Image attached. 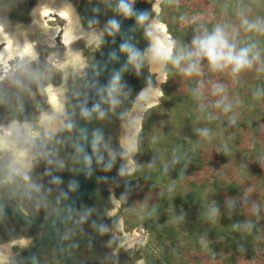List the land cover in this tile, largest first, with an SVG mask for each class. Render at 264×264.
I'll use <instances>...</instances> for the list:
<instances>
[{
    "label": "trees",
    "instance_id": "obj_1",
    "mask_svg": "<svg viewBox=\"0 0 264 264\" xmlns=\"http://www.w3.org/2000/svg\"><path fill=\"white\" fill-rule=\"evenodd\" d=\"M72 1L81 8L80 0ZM88 1L94 8L81 11L84 26L92 28L99 7L112 10L119 20L125 0ZM210 3V18L183 25L192 17L186 4L161 2L158 19L173 41L162 96L143 115L136 171L127 174L118 164H110L118 170L108 177L123 201L125 231L148 233V242L140 250L144 264H264V0ZM151 12L149 6L123 71L101 93L94 123L98 109L115 105L133 75L147 70L142 55L148 40L141 49L140 44ZM201 34L215 49L216 41L221 42L222 53L207 58L202 76H188L200 63L194 39ZM61 80L62 71L46 53L1 80L0 125L38 121L49 106L45 88ZM153 83L151 76L147 82L131 85L124 109L114 111L110 119L103 114L105 121H116L118 130L141 87ZM201 87L210 91L202 93ZM110 125L99 132L101 138L110 136ZM97 134L95 179L99 177L93 181V192L103 180ZM115 147L121 149L118 143ZM203 169L212 171V178L191 179ZM253 186L259 195L255 203L247 196ZM95 199L88 194L80 210ZM246 199L243 206L241 200ZM88 245L91 251L98 246L96 241Z\"/></svg>",
    "mask_w": 264,
    "mask_h": 264
},
{
    "label": "flooded vegetation",
    "instance_id": "obj_2",
    "mask_svg": "<svg viewBox=\"0 0 264 264\" xmlns=\"http://www.w3.org/2000/svg\"><path fill=\"white\" fill-rule=\"evenodd\" d=\"M42 1L0 0V12L3 14L2 16L8 19L7 21L12 27L21 23L27 24L36 19L39 11L38 5ZM79 2L81 4L80 9L72 0H69V3L76 10L82 28L86 30L89 28L83 24L82 11L84 8H91V6L94 8V3L91 4L88 0L87 3L86 0ZM91 21H96L103 27L106 37V43L103 46L105 48L118 21V16H115L112 10L108 8L99 7L95 12V18H92ZM48 22L49 25L53 24L52 21L48 20ZM153 35L149 36L147 33L143 35L140 44L141 49L148 40V48L142 55L147 70L138 71L133 75L130 87H127L125 91H120L118 101L114 100L115 105L110 103V108L106 105V110L111 112V115L106 113L109 119L112 118L114 111L124 109L129 96L132 94L131 85L138 86L140 83L147 82L151 76L154 83L157 82L155 73L148 68L149 60L147 57ZM4 46V43L0 42V51ZM93 51L94 55L97 56L98 50L93 49ZM76 67H71L68 74L70 78L62 87L63 107L62 112H59L54 118L55 125L38 133L34 130L28 132L20 128L21 133L14 135L20 138L15 151L2 143L0 144V208L4 206L16 207L23 210L32 219L48 221L58 211L63 199L73 187L77 177L76 170L79 160L77 129L79 99L82 90V79L79 78V72L75 70ZM6 71H10V69H6ZM149 86L151 85L141 87L139 93L134 97L130 110L142 89ZM98 110V114L105 113L104 107L102 110L101 107ZM130 110L129 112H131ZM129 112L127 113L128 116ZM99 117L101 116L99 115ZM99 117L94 123V133H98L96 135L98 138L100 137L99 132H102L105 126L108 124L116 125V121L112 119V121L108 119L105 121L103 117L101 119ZM18 122L16 125L19 127L25 125L24 121ZM10 125L11 121L0 125V136L7 135L8 140L12 136L5 128ZM122 128H118L119 133H116L112 140V148L114 149L117 143L119 148L121 147L119 144L121 138L119 141L118 137L122 135ZM21 151H26L28 156L27 160L20 164L16 159L19 158L18 154ZM96 163L98 164V162ZM103 163H106V160ZM102 172L109 174L107 170ZM110 175L114 176L115 174ZM98 177L97 174L95 180ZM95 188L97 192L91 193L96 198L91 203L92 205L80 210L81 204L73 218L62 230L61 239L67 252L76 264H136V259L142 256V252L140 250L124 251L120 248L119 239L122 234L119 231L123 232V227L118 222L119 215L112 211L117 199L112 195V190L103 186L102 183H98ZM86 198L83 202L86 201ZM43 233L44 229L28 224L18 215L5 209L0 211V248L10 244L6 254L0 253V264H29L27 254ZM93 241H96L98 246L96 250L91 251L92 247L88 244ZM114 250L117 253L114 254ZM131 252L133 253L132 256ZM36 264L66 263L60 257L52 240H48L37 253Z\"/></svg>",
    "mask_w": 264,
    "mask_h": 264
},
{
    "label": "water",
    "instance_id": "obj_3",
    "mask_svg": "<svg viewBox=\"0 0 264 264\" xmlns=\"http://www.w3.org/2000/svg\"><path fill=\"white\" fill-rule=\"evenodd\" d=\"M152 2L153 0L124 1V6L113 36L111 37L105 48H103L97 54L86 74V78L84 80L79 99L77 129V147L79 160L78 167L76 170L77 177L73 187L63 199L58 211L50 220L41 221L32 219L23 210L16 207L4 206L0 208V211L4 209L8 210L18 215L22 220H24L28 224L44 229V233L32 245L29 253L27 254L29 264H36L37 253L39 252L40 248L44 245V243H46L48 240H52L57 252L66 264H76L63 244V241L61 239V233L66 224L73 218L74 213L76 212L78 207L83 203L88 194H91L93 192L92 185L95 179L96 170L94 119L96 115L97 104L103 90H105V88L113 80H115V78L123 71L135 47L141 28L143 26L144 18ZM153 9L159 12L161 11V7L158 5V3L154 5ZM74 15L78 32H80V30L84 29L81 26L77 14ZM77 48L78 47L76 45L75 50ZM152 51L153 47L150 48V51L147 53V57L149 60L150 68H152V70H156V68L153 67L152 64ZM48 57L50 61L53 62V60L50 58L49 53ZM79 60H81V58H79ZM29 61L31 60L26 61L24 65H26ZM73 66H69L66 69L61 67L63 70L64 83L66 82L71 67ZM49 86L58 87L62 89V86H55L50 84L47 87ZM147 88L150 87H146V89ZM144 91H142L140 95L137 96L130 110L131 112H129V116L125 120L124 126L122 128V139L120 141V144L121 150L126 154L131 153V151H129L125 146V141L127 140L128 136L131 135V132L135 133L133 136H131V138L134 140L135 144L134 151L137 150V143L135 137L138 135V131L142 129V124L140 122V129L138 131H135L133 129L131 131V128H129V123L134 117L137 99L139 98V96H141V94H143ZM158 93L162 94V92L160 91H158ZM155 105V100L150 105H147L146 103L145 106H142V109L140 111L143 112L144 109L146 111L154 107ZM50 106L47 109L43 110L42 117L39 121H24V123L41 122L45 112L50 108ZM12 123L18 124L19 122L17 120H13L11 121V124ZM120 168L122 169V166H120Z\"/></svg>",
    "mask_w": 264,
    "mask_h": 264
},
{
    "label": "rangeland",
    "instance_id": "obj_4",
    "mask_svg": "<svg viewBox=\"0 0 264 264\" xmlns=\"http://www.w3.org/2000/svg\"><path fill=\"white\" fill-rule=\"evenodd\" d=\"M43 1H45V0H43ZM62 1L66 2V4H68V6L72 9V12L74 14H77L76 10L74 8H72L71 3H69V0H62ZM162 1L163 0H159V1L153 0V2L151 4L152 16H151V18L148 22V26H147V34L149 36L153 35L152 32H153L154 23L156 21L161 22L158 19V14L160 12L154 10L153 8H154V5L156 3H158V5L161 7ZM179 1L184 2L186 4L190 14H192V17L190 19L184 21L183 25H186L187 22L190 25H193L196 20H204V19L211 17L212 8H211L210 0H179ZM86 9L88 10V8H86ZM37 17H38V13H37ZM93 18H95V14H94ZM46 19H47V24L49 25L50 23L48 22V18H46ZM33 21L34 20L30 21V23H27V24H22V23L17 24L15 27H22L24 30H28L30 28V26H32ZM52 22H53V24H51L49 26H53L55 24H60V25L64 26L66 24V21L64 19H61V21L59 19H57L55 22L54 21H52ZM96 29H97V31H96ZM63 34H64V32L59 34L57 41L63 47L62 51H65V50H67V46H66V44H64V42L62 40ZM77 35H78V39L76 41V45L78 48L75 50L74 54L79 56V58H81V60L78 63L75 70H76V72H79V78L83 79L86 76V74L89 70V67L92 65V62L96 57V54L94 55L93 49H97L98 52H100L104 48L103 46L106 43V37H105V31L100 24H96L92 28H89L86 30H80V32H78ZM199 37L200 38L194 39V48H195L196 54L198 55L197 58L200 61V63L197 67H194V69H190V71L187 72L188 74H186V75H188V76H193V75H196L198 77L202 76V74L206 71V69L204 68V65L207 62V58L210 56H214V55H220L222 53V45L220 44L221 42L216 41L218 48L215 49L214 47H212L210 45L209 41L203 37L202 34ZM170 39L172 42V52L170 53V55L164 57V59H163L164 62H163L162 68H160V69L156 68V70H152V68H150V65H148L149 70L151 72L155 73V78L157 79V82L154 83L153 85L149 86L150 88L142 89V91H144V90L146 91V90H150V89L157 90L155 96L153 97V98H155L156 105L159 104L160 97L162 96V94L158 93V91L162 92V84L165 83L167 80V72H166L167 59L173 53V41H172L171 35H170ZM223 43L224 42H222V44ZM152 47H153L152 43H150L149 48H152ZM43 53H46L47 58H48L50 63H52L54 66L58 67L62 71L61 83L59 85H55V86H62L63 87L65 83L63 82V70L61 68V64H59L58 61L54 60V59H52L53 62H51L49 57H48V52L46 50H42L39 53V55L36 56L35 58H33L31 61L39 58L41 56V54H43ZM31 61H29V62H31ZM15 63H16L15 60H10L9 62H7L8 66L6 68L11 70V67ZM23 66H24V64L22 65V67ZM22 67L21 66L20 67L14 66V69L17 70V69L22 68ZM158 71H161V72H158ZM12 73L13 72L10 71L9 73L8 72L4 73L5 75L0 74V81L4 80L7 76L11 75ZM69 78L70 77L68 75L67 79H69ZM49 88L50 87H46L45 90L47 89L46 92H48L47 93L48 102L50 101V103H51ZM201 89H202V93L203 92L205 93L204 90H206L207 92L210 91V89H204V87H201ZM144 92H143V94H144ZM50 103H49V106H50ZM47 108H45V109H47ZM50 108H51V106H50ZM106 109H107V107H105L104 112L108 114V111L106 112ZM144 113H145V109L143 110V112H141V113L138 112V115H136V117L139 118V121L141 122L142 125H143ZM100 116L104 117L103 112L100 113ZM41 117H42V113H41ZM41 117H40V119H41ZM127 118H128V114L126 115V117L121 122L119 129H120V127L122 128L124 126L125 120ZM110 129H111L109 131L110 136L106 135V137L104 136L103 138L99 137V142H98V144L101 148L100 152H99V158H100V162H101L100 174H101V176H103L102 184L105 187L112 190V195H114V197L117 199L112 211H115L116 214L119 215L118 222L121 223V225H122L121 227H123L122 228L123 232H121L122 237L119 239L121 242L120 248L123 249L124 251H126V250H132V251L141 250V248L143 246H145V244L148 242V239H149L148 233L144 229L134 230L131 232L125 231V222H124V218L122 216V212L125 211V208H123V206H122L123 201H122V199L119 198V196L116 195V189H115L114 183H112L109 180L108 174H106L105 172H102V171L107 170V172H112L114 174H117L118 170L113 169V166L110 165L113 162L115 164H118L119 166H122V170L126 171L127 174H133L136 171L137 163L135 161V157L138 153V138H139V134H140L142 129L140 131H138V133H137L138 135L135 137L136 143H137V150L131 151L130 154L124 153L121 149L120 150H116V149L114 150V148H112L113 137H114V135H116L117 131H118L117 133H119V129L116 130L117 125H111ZM263 129H264V126H263ZM134 134H135L134 132H131V135H129L128 138L130 139L131 136H133ZM118 138L120 141V138L122 139V135L119 136ZM128 138H127V140H128ZM104 160H106V163H103ZM107 163H109V164H107ZM212 176H213L212 171H210L208 169H203V170H200V171H197L196 173H194L191 176V179L201 181V180H204L207 178H212ZM255 190H256V188L253 186L250 188V190L248 189V191H247V196L249 198H251V200L254 203L256 202V200L259 197V195L256 193ZM248 199L241 200V203L243 206H246L245 201H247ZM263 201H264V199H263ZM126 234H128V236H126ZM7 245L8 246H4V248L3 247L0 248V253L6 254V250H8L10 247V244H7ZM113 252H114V254L117 253L115 250ZM130 254L132 256L133 253L131 252ZM141 257H138L136 259V264H144L145 263V259L143 257L142 258ZM192 264H194V263H192ZM205 264H210V263H205Z\"/></svg>",
    "mask_w": 264,
    "mask_h": 264
},
{
    "label": "bare ground",
    "instance_id": "obj_5",
    "mask_svg": "<svg viewBox=\"0 0 264 264\" xmlns=\"http://www.w3.org/2000/svg\"><path fill=\"white\" fill-rule=\"evenodd\" d=\"M38 8V17H36L28 30H24L22 27H12L7 21L8 19L2 16L3 14L0 12V42L5 45L0 51V72L1 70L7 72V62L10 60H15V67H20L26 61L35 58L42 50H46L50 58L57 60L64 69L78 65L79 56L74 54L78 39V28L72 9L62 0H45L39 3ZM57 15L61 16L66 21V24L64 26L60 24L49 26L46 18L56 20L55 16ZM62 32H64L62 40L67 46L65 51H62V46L57 41L59 34ZM153 34L152 64L153 67L160 69L163 66L164 57L172 52V42L167 27L162 22L156 21L154 23ZM49 87L52 107L45 112L42 121L39 123H25L23 127H19L14 123L11 124L5 128L11 134V139L8 140L6 138L7 135L0 136V144L2 143L14 150L20 140L19 137L14 135L21 133L20 128L28 132L34 130V132L38 133L55 125L54 118L59 112H62L63 91L58 87ZM156 92L157 90L155 89L146 90L137 99L134 117L129 123L130 125L128 124L131 130L138 131L140 129V121L136 115H138V112L141 113L140 110L146 103L150 105L154 102L155 98L153 97ZM125 146L129 151H134V140L128 138L125 141ZM27 156L28 153L26 151H21L18 154L19 158L16 160L21 164L27 160Z\"/></svg>",
    "mask_w": 264,
    "mask_h": 264
},
{
    "label": "clouds",
    "instance_id": "obj_6",
    "mask_svg": "<svg viewBox=\"0 0 264 264\" xmlns=\"http://www.w3.org/2000/svg\"><path fill=\"white\" fill-rule=\"evenodd\" d=\"M55 18H56V20H57L58 18L63 19V18H61V16H59V15L55 16ZM48 20H49V21H54V22L56 21V20H50V19H48ZM21 67H22V66H21ZM19 69H20V68H19ZM19 69H17V70H19ZM17 70L14 69V67L12 66L10 71H11V72H15V71H17Z\"/></svg>",
    "mask_w": 264,
    "mask_h": 264
},
{
    "label": "built area",
    "instance_id": "obj_7",
    "mask_svg": "<svg viewBox=\"0 0 264 264\" xmlns=\"http://www.w3.org/2000/svg\"><path fill=\"white\" fill-rule=\"evenodd\" d=\"M10 71H8V73H9ZM4 73H6V72H4L3 70H1V72H0V74H4ZM5 75V74H4Z\"/></svg>",
    "mask_w": 264,
    "mask_h": 264
}]
</instances>
